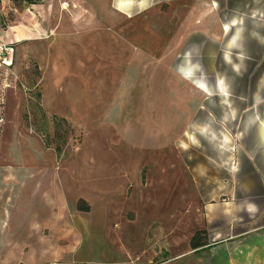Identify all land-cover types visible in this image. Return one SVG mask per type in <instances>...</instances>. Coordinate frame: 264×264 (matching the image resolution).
Here are the masks:
<instances>
[{
  "label": "rangeland",
  "instance_id": "374dc122",
  "mask_svg": "<svg viewBox=\"0 0 264 264\" xmlns=\"http://www.w3.org/2000/svg\"><path fill=\"white\" fill-rule=\"evenodd\" d=\"M212 2L219 10L225 0H0V47H13L11 67L0 66V264H48L66 208L93 202L128 221L146 216L149 237L167 232L179 247L200 225L192 173L216 162L202 160L209 148L235 154L237 187L251 176L243 133L229 143L227 112L224 121L201 112L228 103L229 81L242 94L261 81L257 63L237 79L211 61ZM53 117L68 126L59 141ZM240 188L213 197L264 200Z\"/></svg>",
  "mask_w": 264,
  "mask_h": 264
},
{
  "label": "crops",
  "instance_id": "0c3cea01",
  "mask_svg": "<svg viewBox=\"0 0 264 264\" xmlns=\"http://www.w3.org/2000/svg\"><path fill=\"white\" fill-rule=\"evenodd\" d=\"M245 4L246 8L251 6L248 11ZM259 4L257 0H225L224 7L214 10L215 2H212V21L206 28L211 36L208 41L216 48L209 55L212 62L219 58L229 75L237 79L247 78L250 64L257 63L261 80L243 94L229 81L230 99L226 105L212 103L201 108V112H208L214 120H223V111L227 112L229 143H238L237 134L243 133L244 159L251 175L240 177L237 187L233 182L237 169L235 154L227 156L209 148L201 157L203 161H216L199 163L192 173L193 182L201 191L196 202L200 225L195 232H205L206 245L195 251L190 249L189 240L195 232L182 239L179 247L167 232L163 237L157 233L149 237L151 221L146 216L128 221L119 215L121 208L112 209L111 202H93L87 212L66 208V216L59 217L66 228L60 226L53 231L51 237L59 241L50 244L48 264H154L158 257L163 258L158 264H264V200L245 204L235 198L220 201L223 194L213 197V191H233L235 197L234 192L241 185L251 191L264 190V9H259ZM197 29H205L203 22L197 23ZM6 39L13 41L12 37ZM14 40L21 41L16 36ZM242 95L247 98L244 102L240 101ZM63 105L69 112L79 111L76 105H68L66 101ZM61 116L70 125H85ZM227 159L232 162L225 169L223 161Z\"/></svg>",
  "mask_w": 264,
  "mask_h": 264
},
{
  "label": "trees",
  "instance_id": "16d2710c",
  "mask_svg": "<svg viewBox=\"0 0 264 264\" xmlns=\"http://www.w3.org/2000/svg\"><path fill=\"white\" fill-rule=\"evenodd\" d=\"M10 1L13 3L21 1L24 4H27L29 6L39 5L42 2V0H10ZM52 125L54 129V138L58 141L62 140L64 138V135L66 134V131L68 130L67 124L63 120L53 117ZM62 128L64 129V131H62ZM80 203H83V202H78L77 205H79ZM77 208H78L77 210L81 212H87L89 210L87 206H85V208H80V207H77ZM206 242L207 241L205 237V232L197 231L190 238L189 247L191 250L195 251L199 248L204 247L206 245Z\"/></svg>",
  "mask_w": 264,
  "mask_h": 264
},
{
  "label": "built area",
  "instance_id": "2783aa9c",
  "mask_svg": "<svg viewBox=\"0 0 264 264\" xmlns=\"http://www.w3.org/2000/svg\"><path fill=\"white\" fill-rule=\"evenodd\" d=\"M13 47L2 45L0 47V66L10 68L12 65Z\"/></svg>",
  "mask_w": 264,
  "mask_h": 264
},
{
  "label": "bare ground",
  "instance_id": "6f19581e",
  "mask_svg": "<svg viewBox=\"0 0 264 264\" xmlns=\"http://www.w3.org/2000/svg\"><path fill=\"white\" fill-rule=\"evenodd\" d=\"M16 38H17V41H19V37L16 36Z\"/></svg>",
  "mask_w": 264,
  "mask_h": 264
}]
</instances>
